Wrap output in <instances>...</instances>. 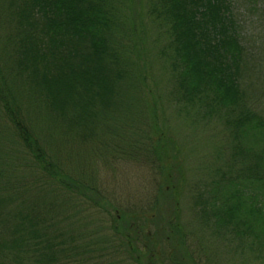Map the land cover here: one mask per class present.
<instances>
[{
  "label": "trees",
  "instance_id": "1",
  "mask_svg": "<svg viewBox=\"0 0 264 264\" xmlns=\"http://www.w3.org/2000/svg\"><path fill=\"white\" fill-rule=\"evenodd\" d=\"M247 1L253 21L235 0H0V264H264V6ZM167 108L227 130L206 189L166 165ZM126 163L159 177L120 210L106 175Z\"/></svg>",
  "mask_w": 264,
  "mask_h": 264
},
{
  "label": "rangeland",
  "instance_id": "2",
  "mask_svg": "<svg viewBox=\"0 0 264 264\" xmlns=\"http://www.w3.org/2000/svg\"><path fill=\"white\" fill-rule=\"evenodd\" d=\"M236 8H239V14L241 18L245 21H253L257 19L254 13H251L253 4L246 0H235ZM262 7L264 6V0L260 1ZM258 5V7H259ZM250 33L257 34L256 29H251ZM262 115H264V100L261 101ZM175 115H174V114ZM166 117L169 118V122L163 127L170 128V134L173 138V146L171 150L172 158H169L166 162V165H181V173L185 179L186 184H193L199 190L205 188L212 181L217 180V176H220V172L223 170L227 171L228 164L231 162L230 150L229 147L226 150H223L221 147L220 154H216V145L217 142L214 140L215 134H223L224 137L227 136V130L225 126L216 116L213 117H190L185 113L179 114L176 112V109L167 108L165 112ZM172 115V116H171ZM189 118H197L198 121H191ZM222 139V140H223ZM228 139L223 140V146H226ZM181 145H183L184 153L190 157L189 163H185L181 157ZM174 147V148H173ZM224 148V147H223ZM117 170L111 176L109 172L108 176L106 175L107 182L105 183V189L108 194L112 196L113 201L117 209L125 210L128 206L145 204L152 200L154 186L156 179H158L157 170L152 166H138L132 163L126 165L117 166ZM220 169V170H219ZM225 171V172H226ZM111 174V175H110ZM116 176V177H115ZM118 179V180H117ZM115 180V181H114ZM188 190V188H187ZM194 195V194H193ZM190 192H186L183 198H180L182 215L181 219L183 222L193 223L194 211H192L193 200ZM194 224V223H193ZM212 237V235L210 236ZM218 240H224L233 247V251L238 250L240 241L233 240L227 242V236L216 237ZM214 237H212V240ZM218 242V243H220ZM223 242V246L226 248V243ZM194 243L195 250L200 249V244L198 240ZM214 244H216L214 240ZM191 246V245H190ZM232 251V252H233ZM192 252V250H191ZM199 264H202L199 262ZM207 264V263H204ZM222 264H226V261L223 260ZM235 264L238 262L235 260Z\"/></svg>",
  "mask_w": 264,
  "mask_h": 264
}]
</instances>
